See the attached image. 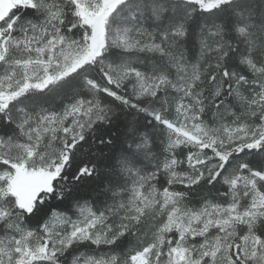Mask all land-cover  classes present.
I'll return each mask as SVG.
<instances>
[{
  "label": "snow or ice",
  "instance_id": "snow-or-ice-1",
  "mask_svg": "<svg viewBox=\"0 0 264 264\" xmlns=\"http://www.w3.org/2000/svg\"><path fill=\"white\" fill-rule=\"evenodd\" d=\"M0 264H264V0H0Z\"/></svg>",
  "mask_w": 264,
  "mask_h": 264
}]
</instances>
